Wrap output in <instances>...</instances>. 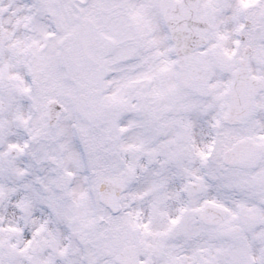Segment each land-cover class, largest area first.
<instances>
[{"label": "snow or ice", "instance_id": "6c2138e0", "mask_svg": "<svg viewBox=\"0 0 264 264\" xmlns=\"http://www.w3.org/2000/svg\"><path fill=\"white\" fill-rule=\"evenodd\" d=\"M0 264H264V0H0Z\"/></svg>", "mask_w": 264, "mask_h": 264}]
</instances>
